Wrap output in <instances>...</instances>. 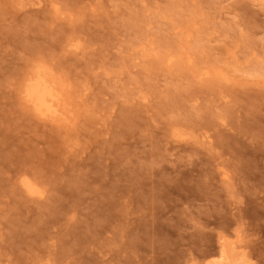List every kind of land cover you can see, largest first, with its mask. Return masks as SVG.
Returning a JSON list of instances; mask_svg holds the SVG:
<instances>
[{
	"label": "rangeland",
	"instance_id": "374dc122",
	"mask_svg": "<svg viewBox=\"0 0 264 264\" xmlns=\"http://www.w3.org/2000/svg\"><path fill=\"white\" fill-rule=\"evenodd\" d=\"M0 264H264V0H0Z\"/></svg>",
	"mask_w": 264,
	"mask_h": 264
},
{
	"label": "bare ground",
	"instance_id": "6f19581e",
	"mask_svg": "<svg viewBox=\"0 0 264 264\" xmlns=\"http://www.w3.org/2000/svg\"><path fill=\"white\" fill-rule=\"evenodd\" d=\"M48 75L42 68H37L25 83V96L40 115L57 118L62 115L61 89ZM26 187L29 192L35 193L32 185L26 184Z\"/></svg>",
	"mask_w": 264,
	"mask_h": 264
}]
</instances>
